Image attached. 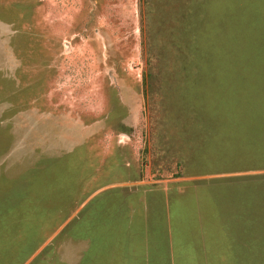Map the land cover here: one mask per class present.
Wrapping results in <instances>:
<instances>
[{"label": "rangeland", "instance_id": "rangeland-1", "mask_svg": "<svg viewBox=\"0 0 264 264\" xmlns=\"http://www.w3.org/2000/svg\"><path fill=\"white\" fill-rule=\"evenodd\" d=\"M183 6L172 52L166 0H0V264H78L54 176L75 203L145 175L166 193L173 264H209L194 251L201 183L248 194L264 264V170L161 180L264 166V127L243 119L264 115V0ZM226 115L240 127L218 144L203 125Z\"/></svg>", "mask_w": 264, "mask_h": 264}, {"label": "crops", "instance_id": "crops-1", "mask_svg": "<svg viewBox=\"0 0 264 264\" xmlns=\"http://www.w3.org/2000/svg\"><path fill=\"white\" fill-rule=\"evenodd\" d=\"M253 170L264 168H227L161 180L170 182L186 178H225ZM156 181L147 178V175L138 179H122L73 203L67 189L55 180V176L52 178L53 187L59 195H66L67 192L68 223L61 233L68 229L70 246H80L78 264L174 263L171 229L165 213L166 193L157 184L151 185ZM215 185L201 183L196 186L197 190L203 191L199 192L198 214L202 227L194 250L196 256L200 257L202 263L252 264L257 249L253 247V239L259 243L263 237L257 234L254 236L248 194L227 191ZM98 195H103L100 200ZM95 199L96 202L88 208ZM10 207L6 206V210L9 211ZM258 229L263 231L262 227Z\"/></svg>", "mask_w": 264, "mask_h": 264}, {"label": "trees", "instance_id": "trees-1", "mask_svg": "<svg viewBox=\"0 0 264 264\" xmlns=\"http://www.w3.org/2000/svg\"><path fill=\"white\" fill-rule=\"evenodd\" d=\"M168 6L170 7V11L168 13V19H167V24H168V30H169V36H166V40H164L163 44L164 47L166 49V51H176L179 48V44H178V35L180 34V22L183 20L184 18V6H183V0H166ZM147 82V80H146ZM231 115V114H229ZM222 116V117H218L217 119H221V120H229V124L224 125V123L219 122V123H214L211 124L213 126H204V129L206 130H210V131H217L216 133H214L213 135H211L212 137V141L216 142V143H220V141H223L222 144H225L228 141L229 135L225 134L223 132L227 131V130H231V128H235L237 129V127L239 128L240 125L238 123L233 124L232 119H234V117L232 116ZM253 115H257V114H251V116H247V117H243V119H247L250 122L245 123L246 126L248 128H255L257 126H261L264 127V115L263 116H253ZM209 118V117H208ZM257 120H262L261 123H255ZM219 132V133H218ZM204 134V133H203ZM209 133H205L204 135H208ZM203 135V136H204ZM223 137V138H222ZM230 156V155H229ZM215 157H220V158H227V157H222V155H218V156H213L211 158H215ZM228 159V158H227ZM181 161L184 163L185 159H181ZM167 164H165L166 168L169 167H174V169H178L180 170V168L182 169V164L183 163H175V162H171L169 160L166 161ZM258 167V168H257ZM247 168H251V169H263L264 166H250ZM184 175L183 172H174L170 177H180ZM159 177V176H158ZM159 178H163L162 176H160Z\"/></svg>", "mask_w": 264, "mask_h": 264}]
</instances>
